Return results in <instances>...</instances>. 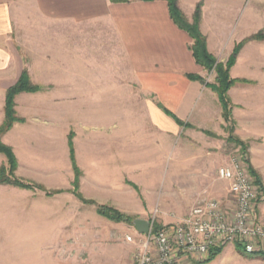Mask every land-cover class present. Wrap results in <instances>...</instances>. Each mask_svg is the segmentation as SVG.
I'll return each mask as SVG.
<instances>
[{"label":"crops","instance_id":"1","mask_svg":"<svg viewBox=\"0 0 264 264\" xmlns=\"http://www.w3.org/2000/svg\"><path fill=\"white\" fill-rule=\"evenodd\" d=\"M200 1L203 5L199 30L206 39L208 52L218 61L245 37L264 32V0H178V8L187 21H191ZM190 45L191 39L173 23L163 0L127 3L0 0V125L4 118L5 93L23 71L31 83L41 88L36 94L22 93L16 97L15 111L21 122L15 123L1 138L12 148L18 170L38 167L39 130L48 129L50 124L39 114H52L49 108L39 107V96L155 99V104H148L147 113L152 126L163 131H171L177 124L161 108L186 126L191 125L187 120L194 122L195 115L201 116L203 130H208L209 126L205 125L215 121L222 126L217 96L206 91L203 83L187 78V75L204 78L203 69L192 57ZM205 96L218 102L214 110L207 103L201 104ZM98 113L101 112L93 110L91 105L85 106L86 115ZM57 121L58 126L60 119ZM134 128L135 138L97 139L96 135L88 134L87 144L99 146V161H91L92 168L97 169L90 171V184L92 194L96 195L98 190L102 204L109 203L128 216L146 220L144 216L152 210L154 200L133 180L134 173L142 170L146 174L139 177L149 178L148 158L165 154L166 150L171 157V143L155 139L142 141L138 137L139 125ZM245 137H249L248 133ZM150 146L153 148L147 149ZM94 154L95 151L92 159L97 157ZM125 178L135 188L125 186ZM111 229L116 233L112 241L97 252L70 251L65 258L62 253L39 251V264H131L135 246L126 237L137 235L133 223L131 226L114 223ZM108 236L103 233L102 238L105 240Z\"/></svg>","mask_w":264,"mask_h":264},{"label":"rangeland","instance_id":"2","mask_svg":"<svg viewBox=\"0 0 264 264\" xmlns=\"http://www.w3.org/2000/svg\"><path fill=\"white\" fill-rule=\"evenodd\" d=\"M200 2L203 5V2ZM257 34H260L262 39L244 43L229 70L230 79L235 80L227 92L232 106L231 122H224L222 126L218 121L209 123L210 125H205L209 126L208 130L201 129L204 126L203 120L201 116L196 115L194 122L187 120L191 125H177L171 131L152 126L147 109L148 104L157 102L155 99L84 100L46 99L39 96V107L49 108L52 114H39V117L47 119L50 124L48 129L39 130V146L36 148L38 167L36 170H18L17 163L14 176L40 186L43 190L0 186V264H39V251L62 253L65 255L61 256L66 258V253L70 251L91 250L94 253L98 248L101 250L107 242L112 241V235L116 234L111 229L116 222L97 214L95 205L106 206L130 218V222L119 223L131 226L138 219L115 209L109 203L102 204L98 190L96 195L92 194L91 172L97 168H92L94 163L91 161H99V146L91 147L87 144L90 133L96 135L97 139L135 138L134 127L137 124L140 128V140H169L171 143V157L166 150L165 154L148 158L149 178H140L146 174L142 170L134 173L133 180L139 184L140 189L151 195L152 201L154 200L152 210L144 216L145 221L153 220L155 226L174 225L186 218L191 208L202 200L213 199L226 203L228 186L226 182L219 180L217 170L232 159L241 158L244 163L248 162L252 166L258 176L259 183L255 184L249 175L256 191L253 213L264 226V32L259 31ZM243 48L246 49L242 50ZM232 50L222 61L212 56L217 63L225 65ZM239 55L241 59L237 60ZM203 71L202 85L216 97V93L206 86L215 83V72L204 69ZM38 92H41V89ZM18 95L14 98V111ZM203 103H207L213 110L218 106V102L215 103L212 98L206 96L201 101V104ZM87 104L101 113L90 115L91 117L86 115ZM57 119H60L58 126ZM247 133L248 138L245 137ZM69 134L72 135L75 163L79 173L77 178L69 161ZM48 136L52 139L48 140ZM232 137L247 146L244 155L240 147L230 141ZM149 148L152 149L153 146L147 149ZM94 151L97 157L92 159L91 154ZM2 168L7 172L6 159L0 154V169ZM98 172L99 170L95 173ZM75 180L76 193L82 199L93 201L95 204H84L77 198ZM124 185L135 188L126 178ZM56 191L59 192L47 195V192ZM100 193L102 192L99 191ZM89 196L94 197L88 199ZM103 233L109 235L105 240L102 238ZM213 249L219 250L215 256L211 257L209 251L190 259L187 264H264V250L250 254L245 252L238 242Z\"/></svg>","mask_w":264,"mask_h":264},{"label":"built area","instance_id":"3","mask_svg":"<svg viewBox=\"0 0 264 264\" xmlns=\"http://www.w3.org/2000/svg\"><path fill=\"white\" fill-rule=\"evenodd\" d=\"M217 176L228 185L227 202L202 200L177 224L155 226L152 220L147 233L127 236L135 246L131 264H187L233 242L250 254L264 250V226L253 213L256 191L247 165L234 158L218 168Z\"/></svg>","mask_w":264,"mask_h":264},{"label":"trees","instance_id":"4","mask_svg":"<svg viewBox=\"0 0 264 264\" xmlns=\"http://www.w3.org/2000/svg\"><path fill=\"white\" fill-rule=\"evenodd\" d=\"M111 3H127L131 0H109ZM143 2H152L156 0H138ZM167 3L168 11L171 20L173 23L183 32H185L189 38L191 39V45H190V51L192 54V57L195 61V63L200 66L205 71H214L215 72V83L213 85H207L208 88H210L214 93H216L218 102L221 107L222 112V118L224 119V122L226 124L231 122L230 116H231V103L230 99L227 96V92L232 87V85L235 83V80L230 79L229 77V70L234 65L237 54L244 43L250 41V40H259L260 34H255L254 36L243 40L242 42L236 44L232 50V54L227 61L225 65L217 63L215 58L208 52L207 45H206V39L201 34L199 30V22H200V8L202 3L199 2L195 7V12L193 13L191 21H187L183 13L178 8V0H163ZM188 80L190 81H198L201 83H204V79L197 75H187ZM41 88L37 85H33L29 77L26 73V71H23L21 75L19 76L17 82L9 87L5 94V103H4V120L2 125L0 126V138L3 134H5L7 131L11 129V127L17 123L21 122L20 119H18L15 115L14 111V98L16 95L20 93H35L38 92ZM162 111L169 116L178 126H186L184 123L179 120L174 114L170 113L164 108H161ZM237 146L240 147L241 152L246 153L247 146L239 141L238 139H235L232 137V140ZM67 146H68V152H69V161L71 163L72 169L76 175V178L78 177V169L76 167L75 163V156H74V149L72 144V135H68L67 139ZM0 154H2L5 159L8 166L7 172L2 168L0 169V186L2 185H9L13 187H17L19 189H26L31 190L35 188H39L43 190L40 186H35L31 183L24 182L22 180L17 179L14 176V172L16 170V158L11 150L10 147L4 145L1 142L0 139ZM246 163V162H245ZM248 173L249 175L254 179L255 184H258V176L256 175L253 168L246 163ZM75 178V179H76ZM75 195L79 200L84 204H95L93 201L82 199L78 193H76L77 190V182L75 180ZM59 191L56 192H47V195L56 194ZM96 206L97 214H99L102 217H105L106 219L119 223V222H130V218L123 216L119 212H117L114 209L108 208L106 206ZM211 257L215 256L219 250L218 249H211ZM261 253V252H257ZM259 255V254H258ZM264 256V254H262Z\"/></svg>","mask_w":264,"mask_h":264},{"label":"water","instance_id":"5","mask_svg":"<svg viewBox=\"0 0 264 264\" xmlns=\"http://www.w3.org/2000/svg\"><path fill=\"white\" fill-rule=\"evenodd\" d=\"M136 231L140 234L147 233L150 223L145 220L137 219L133 222Z\"/></svg>","mask_w":264,"mask_h":264}]
</instances>
